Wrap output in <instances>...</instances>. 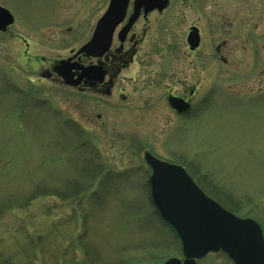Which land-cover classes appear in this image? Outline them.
Instances as JSON below:
<instances>
[{
  "label": "rangeland",
  "instance_id": "374dc122",
  "mask_svg": "<svg viewBox=\"0 0 264 264\" xmlns=\"http://www.w3.org/2000/svg\"><path fill=\"white\" fill-rule=\"evenodd\" d=\"M104 1L108 3L0 0V5L14 16L11 31L15 35L28 36L30 31L23 33L22 29L34 30L50 22L72 25L82 34L89 14L98 16ZM178 12L180 18L186 16L185 23L181 19L172 22H180L181 26L175 24L179 32L180 27L183 31L195 24L197 13L202 12L207 32L204 55L225 40L221 54L230 63L227 66L205 57L203 96L215 78L214 98L203 106L199 118H195V110L169 137L163 133L139 136L138 153L131 129L112 123L106 136L98 127L82 133L81 127L71 126L67 120L81 118V112L73 108L83 106L81 97L71 96L74 102L70 105H57L64 113L34 103L21 106L19 95L4 90L0 70V91L7 94L0 92V208L23 206L16 210L17 215L0 214L1 264H89L79 248L67 251L71 237L82 231L74 221V216L82 214L71 208L77 210L78 205L79 210L87 209L86 234L94 246V264H163L170 258L183 259L175 233L152 214L155 207L143 158V151L151 149L181 161L206 193L237 216L259 221L264 231V0H171L167 15ZM226 17L231 20V32L223 28ZM167 21L165 17L156 23L164 27ZM30 38L39 46L40 38ZM80 39L75 43L82 42ZM4 41L1 36L0 49L5 48ZM20 45L18 36L6 46L20 55ZM244 87L246 91L240 90ZM251 89L263 92L252 95ZM15 107L20 108L18 117ZM165 145L182 159L172 156ZM47 189L54 198L45 195ZM27 228L38 235H29ZM30 237L39 240L32 245ZM61 238H69L63 249L58 248ZM201 264L233 263L218 253Z\"/></svg>",
  "mask_w": 264,
  "mask_h": 264
},
{
  "label": "flooded vegetation",
  "instance_id": "af4514ba",
  "mask_svg": "<svg viewBox=\"0 0 264 264\" xmlns=\"http://www.w3.org/2000/svg\"><path fill=\"white\" fill-rule=\"evenodd\" d=\"M134 1L130 0L124 20L116 27L111 44L105 51L95 49V52L90 50L79 53L82 46L91 42L98 21L108 10L110 0L108 3L104 1L105 6L95 18L92 13L89 14L82 34L77 33L78 29L74 30L72 25L65 27V24L56 22L43 24L34 30L22 29L23 33L30 31L28 36L40 38L39 46H34L28 36L13 34L11 27L14 24L5 31L0 30V37H4L6 45L18 36L21 42L20 55H16L11 46L4 45L5 48L0 49V70L4 74L7 90L20 96L21 106L34 103L56 113H64L57 105H70L74 102V96L79 99L81 97L83 106L73 107L81 112V118L71 117L68 121L85 132L98 127L106 136L112 123L120 129H131L135 136L132 144L137 153L141 147L138 144L139 136L163 133L169 137L175 126L181 125L183 121L185 124L194 116L195 110L199 111L195 118H199L203 106L216 94L213 90L216 86L214 78L208 94L205 98L203 96L205 57H212L213 62L228 66L230 58L221 54L227 42H217L215 49L204 55L207 32L203 24V13H197L195 24H190L183 31L180 27L179 32L175 25L178 22H172L181 19L185 23L186 16L180 18V12L175 13V16L173 13L167 15L171 9V0L163 11L153 10L145 14L142 9L137 19L129 25L134 14ZM165 17L168 24L158 27L156 21ZM230 21L228 17L223 23L224 30L229 32L232 28ZM194 28L198 30L199 44L192 49L188 38ZM76 39L82 42L76 44ZM243 43L247 50L246 40ZM15 73L19 74L20 79ZM61 73L67 74L72 83H66ZM246 89L244 87L240 90ZM262 92L249 91L252 95ZM60 100L62 102L57 103ZM165 147L172 156L177 157L169 146ZM145 152L161 161L181 165L193 175L181 161L171 160L155 149L144 150L143 154ZM144 163L150 176L152 170ZM193 179L205 189L194 176ZM146 185L150 189L149 183ZM218 253L207 254L198 260V264Z\"/></svg>",
  "mask_w": 264,
  "mask_h": 264
},
{
  "label": "water",
  "instance_id": "95a60500",
  "mask_svg": "<svg viewBox=\"0 0 264 264\" xmlns=\"http://www.w3.org/2000/svg\"><path fill=\"white\" fill-rule=\"evenodd\" d=\"M129 2L110 0L91 42L79 53L108 49L113 32L124 20ZM168 5L169 0H135L129 25L142 9L147 14L153 10L163 11ZM13 23V15L0 6V30L5 31ZM188 41L192 49L199 44L196 28ZM62 75L66 83H72L67 74ZM144 159L152 170L149 179L151 201L162 220L176 232L184 257V260L171 258L163 264H198L197 260L207 254L220 251L235 264H264V234L258 222L237 217L207 196L184 167L161 161L149 152H145Z\"/></svg>",
  "mask_w": 264,
  "mask_h": 264
},
{
  "label": "trees",
  "instance_id": "16d2710c",
  "mask_svg": "<svg viewBox=\"0 0 264 264\" xmlns=\"http://www.w3.org/2000/svg\"><path fill=\"white\" fill-rule=\"evenodd\" d=\"M4 88V90L6 91V93H8L9 91L7 90V88H5V87H3ZM1 92V91H0ZM3 95H7L6 93H4V92H1ZM9 95H13V93H11V92H9ZM20 111V108L19 107H15L14 108V112L17 114V117L20 115V113L21 112H19ZM66 118V117H65ZM68 121V120H67ZM68 123L71 125V126H73V127H75L76 129L77 128H79V126H76V125H73L70 121H68ZM82 133H83V130H80ZM78 135H80V133L78 132L77 133ZM43 191H45V195H47V196H49V197H52V198H54L55 196H52L51 194H50V192H48V189L47 190H43ZM42 192V191H41ZM95 194V193H94ZM56 196H57V194H56ZM79 206H81V205H78L77 206V210H76V206H72L71 208H72V210L74 211V213L75 214H78V212L80 211L81 212V214H82V217L81 216H78V215H76V216H74V221L76 220L77 222H75V223H77V227H81L82 228V231L80 232V233H77V235H75L74 236V239H73V237H71L72 239H71V243L69 244V246H68V248H67V251H69V248H71V247H76V248H79L80 250H82V251H84V260L85 259H87V261L89 262V264H94L92 261H91V258H92V248H94V246H93V243H92V241L90 240V236H87V234H86V228H87V222H86V219H87V216H86V210L87 209H85V210H83V209H80L79 210ZM20 207H23V206H20ZM20 207H17V208H0V214H5L6 213V211H8V213H12V214H15V215H17L16 214V210L17 209H21ZM87 207V206H86ZM24 209V208H23ZM152 214H154V215H157V218H158V221L159 222H161L166 228H169L170 230H171V228L168 226V225H166L161 219H160V217H159V215H158V212H157V210L154 208V210L152 211ZM1 216V215H0ZM80 220V221H79ZM80 222V224L78 225V223ZM26 233H29V235H31V236H37L38 235V233L37 234H32V233H30L29 232V229L27 228L26 229ZM29 235H27V237H29ZM40 237V236H39ZM62 238H65L66 237V235H62L61 236ZM59 239V240H62L61 241V243L62 244H60V245H58V248L59 249H63L62 248V245L65 243V241L67 240V239H69V238H67V239ZM30 239H31V242H32V245L34 244V242L35 241H38L39 239H33V237H30ZM65 249V248H64ZM60 257V256H59ZM0 259H2L1 257H0ZM62 261H65V260H63V258L61 259ZM60 261V260H59ZM1 264V263H0ZM3 264V263H2Z\"/></svg>",
  "mask_w": 264,
  "mask_h": 264
}]
</instances>
